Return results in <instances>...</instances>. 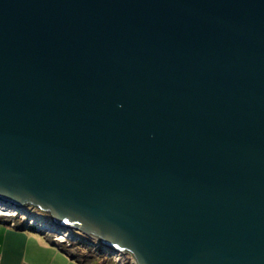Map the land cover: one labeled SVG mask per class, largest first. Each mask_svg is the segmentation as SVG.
I'll use <instances>...</instances> for the list:
<instances>
[{"label": "water", "instance_id": "water-1", "mask_svg": "<svg viewBox=\"0 0 264 264\" xmlns=\"http://www.w3.org/2000/svg\"><path fill=\"white\" fill-rule=\"evenodd\" d=\"M0 211L133 264H264V0H0Z\"/></svg>", "mask_w": 264, "mask_h": 264}, {"label": "crops", "instance_id": "crops-1", "mask_svg": "<svg viewBox=\"0 0 264 264\" xmlns=\"http://www.w3.org/2000/svg\"><path fill=\"white\" fill-rule=\"evenodd\" d=\"M30 232L0 224V264H76L73 258L68 260L56 244L52 242L50 249L42 235L38 237L37 233L31 235ZM56 246L63 254L55 252Z\"/></svg>", "mask_w": 264, "mask_h": 264}, {"label": "rangeland", "instance_id": "rangeland-1", "mask_svg": "<svg viewBox=\"0 0 264 264\" xmlns=\"http://www.w3.org/2000/svg\"><path fill=\"white\" fill-rule=\"evenodd\" d=\"M31 212V211H30ZM34 212V211H33ZM35 213V212H34ZM0 217H5L2 216L0 213ZM6 218H12V216H8ZM19 219L17 220L16 223L18 222H23L24 220H22V216L18 217ZM25 222V221H24ZM28 222V221H27ZM32 224V222H29ZM30 225V224H29ZM31 229V228H30ZM34 230V229H32ZM28 231V230H26ZM29 233V231H28ZM30 234L32 235L33 233L30 232ZM47 238H49L47 241L46 237L42 235V239L47 242L49 244V248L51 249L50 245L52 244V242L54 243H58L57 240H55L56 236H54L53 234L47 233L46 234ZM38 237H41V234H38ZM58 237V236H57ZM74 237H77L78 240H69V239H65L64 241L61 240L62 244H65L66 246H70L71 244H76L75 248L77 247L78 251L81 254H85L87 255V257H89V259L95 261L96 259L100 262H105V264H133V260L131 259V257H126L125 259H120V261H118V259L116 258H111V257H107L105 256L102 252H101V248L98 246H95V242L94 241H90L87 238L83 237V236H79L77 233H74ZM60 240V237H58V241ZM56 248V249H55ZM54 248L55 252H57L58 254H63L61 253V251L57 248V246ZM73 249V251H74ZM66 258H68V260H71V257L68 256L67 254H63ZM76 264H81L78 260H73Z\"/></svg>", "mask_w": 264, "mask_h": 264}, {"label": "trees", "instance_id": "trees-1", "mask_svg": "<svg viewBox=\"0 0 264 264\" xmlns=\"http://www.w3.org/2000/svg\"><path fill=\"white\" fill-rule=\"evenodd\" d=\"M19 218L18 217H12V218H6V217H0V223L4 224V225H10L12 227H15L16 229L18 230H32L35 228L30 226L29 224L27 223H24V222H17ZM31 228V229H30ZM54 243V242H53ZM56 244L61 250H63L66 254H68L71 258L75 259V260H78L81 264H105V262H100L98 261L97 259L95 261L89 259V257H87V255L85 254H81L77 247L76 249L75 246L76 244H71L70 246H66L65 244H62V243H54ZM74 249V251H73Z\"/></svg>", "mask_w": 264, "mask_h": 264}, {"label": "bare ground", "instance_id": "bare-ground-1", "mask_svg": "<svg viewBox=\"0 0 264 264\" xmlns=\"http://www.w3.org/2000/svg\"><path fill=\"white\" fill-rule=\"evenodd\" d=\"M0 213L2 214V211H0ZM64 236H66V235H64ZM64 236H60V235H59V236H58V237H60V240H59V241H61V240L64 241V240L67 238V237H64Z\"/></svg>", "mask_w": 264, "mask_h": 264}, {"label": "built area", "instance_id": "built-area-1", "mask_svg": "<svg viewBox=\"0 0 264 264\" xmlns=\"http://www.w3.org/2000/svg\"><path fill=\"white\" fill-rule=\"evenodd\" d=\"M55 238H56L55 240H57V242H61V241H58V237L57 236ZM121 259H125V258H121ZM118 261H120V259H118Z\"/></svg>", "mask_w": 264, "mask_h": 264}]
</instances>
